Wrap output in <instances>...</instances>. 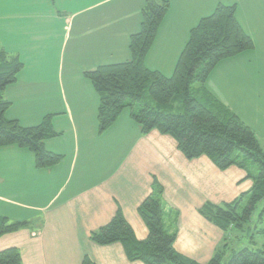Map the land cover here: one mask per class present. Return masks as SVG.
Masks as SVG:
<instances>
[{"label":"crops","instance_id":"crops-1","mask_svg":"<svg viewBox=\"0 0 264 264\" xmlns=\"http://www.w3.org/2000/svg\"><path fill=\"white\" fill-rule=\"evenodd\" d=\"M4 1L0 0V45L24 63L18 80L4 92L11 102L7 116L34 125L54 113L59 135L45 144L64 157L40 169L28 148L0 147V215L29 221L0 236V250L19 247L24 264H82L84 255L97 264H145L130 260L122 243L101 245L90 233L121 207L136 237L146 239L149 231L138 207L157 177L164 186L167 221L171 210L178 212L176 249L208 263L226 233L200 208L206 202L234 200L251 189L253 180L238 166L220 169L206 155L188 159L170 134L157 129L141 133L130 110L99 133V94L84 76L99 65L131 59L130 35L140 30L146 0ZM169 2L146 57L148 67L171 75L190 29L219 3L236 4V16L254 47L221 60L214 70L237 62L240 66L233 72L239 76L233 82L250 76L253 85L246 91L252 96L251 86L264 90V67L259 66L264 60V0ZM214 70L206 89L244 121L240 107L245 106L237 107L229 97L232 86H209ZM255 119L261 122L255 115L250 123Z\"/></svg>","mask_w":264,"mask_h":264},{"label":"trees","instance_id":"trees-1","mask_svg":"<svg viewBox=\"0 0 264 264\" xmlns=\"http://www.w3.org/2000/svg\"><path fill=\"white\" fill-rule=\"evenodd\" d=\"M170 7L169 0H146L142 8L140 30L130 35L131 59L102 64L84 71L99 94L98 131L105 132L122 114L130 110L141 133L157 129L172 135L188 159L208 156L220 169L238 166L253 180L251 189L232 201L206 202L200 213L221 228L226 236L206 264H264V246L233 248L229 231L244 230L264 200V148L255 131L236 113L222 104L205 87L218 63L242 51L254 42L239 22L236 4L219 3L202 17L189 32L188 40L171 75L146 64L158 30ZM24 63L0 45V147L17 145L31 150L37 168L57 165L63 154L49 150L46 140L59 135L53 125L54 113H47L34 125L9 118L11 102L6 88L18 80ZM198 86H195V83ZM164 186L154 177L152 191L138 207L148 227V237L140 240L118 207L112 218L92 230L90 238L98 244L120 242L127 257L145 264H201L175 247L178 212L171 210L163 197ZM258 218L264 220V205ZM27 220H10L0 215V236L28 226ZM264 232V228L259 230ZM0 264H24L19 247L0 250ZM82 264H97L84 255Z\"/></svg>","mask_w":264,"mask_h":264},{"label":"rangeland","instance_id":"rangeland-1","mask_svg":"<svg viewBox=\"0 0 264 264\" xmlns=\"http://www.w3.org/2000/svg\"><path fill=\"white\" fill-rule=\"evenodd\" d=\"M3 2L5 1L2 0L1 3ZM6 3L9 4L8 1ZM2 25H5V22H2ZM239 66L240 65L237 62L234 63V61H230L228 65H219L212 73L208 84L212 89H216L217 86H221L222 89L229 88L230 86H232V92H229V97L236 104L239 103L237 104V107H240L242 103V106H245L240 107L242 109V112H240V114L246 123H250V118L255 115H258L261 122L255 119V124L250 123V127L255 131L262 147L264 148V121L262 119V117L264 116V90H255L254 87L251 86L252 90L250 91L253 93V95L251 96L250 92L246 91V86L252 84L250 76H243V82H233L235 77L239 76V73H235L233 71L234 69L237 71ZM259 66H261V68L264 67V60H259ZM194 85L198 86L199 84L196 82ZM237 92L242 97V100L238 96ZM236 110L239 111L238 108H236ZM126 111H129V109L127 108ZM263 205L264 200L260 203L258 209L254 213V221L247 224L243 231L239 229L229 231L228 243L231 247L240 248L243 246H248L250 248H257L264 246V232L262 233L259 231L261 228H264V220L260 221V219L258 218L259 210Z\"/></svg>","mask_w":264,"mask_h":264}]
</instances>
